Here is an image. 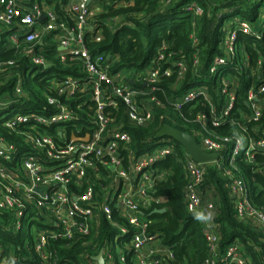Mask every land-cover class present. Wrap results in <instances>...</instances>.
<instances>
[{
	"label": "built area",
	"instance_id": "built-area-1",
	"mask_svg": "<svg viewBox=\"0 0 264 264\" xmlns=\"http://www.w3.org/2000/svg\"><path fill=\"white\" fill-rule=\"evenodd\" d=\"M57 1L33 0L27 4L25 0H0V34L12 31L4 47L26 58L30 68L49 72L43 75L48 79L42 83L46 101L43 108L14 106L9 98L0 96V128L18 136L28 150L21 154L16 144L0 134V212L7 214L5 219L0 217V230L8 238L23 230L30 234L19 249L21 257L14 247L7 248L0 240V264H10L13 258L16 264H60V249L76 246L86 250L79 253L78 260L68 257L63 264H99L96 260L99 254L103 264H169L174 254L150 232L151 222L145 213L156 201L152 195L156 180L153 166L172 154L175 145L162 140L151 153L134 156L132 135L123 130V124H117L115 114L121 102L126 106L129 124L150 125L156 109L163 106L153 93L157 83L172 76L173 67L178 69L179 80L185 78L188 64L173 61L159 65L166 59L167 47L163 46L143 73H135L132 78L123 71L115 73L116 61L103 52L94 53L88 46L89 38L102 40L95 27L96 14L91 10L98 0H70L64 13L57 11ZM191 9L198 16L203 13L196 4ZM235 23L238 28L226 30L207 80L196 79L197 85L214 80L220 83L215 92L221 115L215 114L216 103L211 102L206 85L189 89L173 102L180 111L202 94L211 104L215 126L226 121L235 124L229 116L239 99L240 79L246 77L250 82L242 96L248 113L242 117L254 125L240 124L242 135L234 138L231 151L223 152L227 138L216 140L203 127L196 133L200 146L206 152L220 153V159L200 163L187 151L184 154L183 167L188 179L184 189L186 209L190 213L211 211L214 215L210 223H202L208 245L204 264H255L253 253L240 239L234 240L224 252L221 250L220 227L215 220L217 197L205 200L202 191L209 165H216L229 178L239 221L264 236V211L250 201L243 179L231 169L223 168L225 161L233 163L241 157L253 161L257 154L264 156V53L259 54L254 67L252 55L245 53L243 47L246 40L264 38V20L261 29L245 20ZM191 38L197 46L195 33ZM48 40L56 48L55 60H49L45 53L50 45ZM196 61L199 62L198 52ZM75 66L79 74L65 72ZM232 74L235 77L230 78ZM10 76L17 78V102L29 99L16 59L0 61V78L7 81ZM136 81L145 83L147 89L134 87ZM206 120L205 114L197 118L203 125ZM164 176L161 173L158 179ZM98 184L101 185L97 187ZM103 221L117 232L101 238ZM261 241L264 242V237ZM254 251L261 254L264 264L261 246L255 245Z\"/></svg>",
	"mask_w": 264,
	"mask_h": 264
},
{
	"label": "trees",
	"instance_id": "trees-1",
	"mask_svg": "<svg viewBox=\"0 0 264 264\" xmlns=\"http://www.w3.org/2000/svg\"><path fill=\"white\" fill-rule=\"evenodd\" d=\"M31 4L33 0H25ZM70 0H58L56 9L64 13ZM103 10L94 17L95 27L102 37L100 42L93 38L88 39V46L95 52H103L111 60H115L113 71H123L132 78L135 73H143L151 67L155 61L159 49L166 46V59L159 65L166 66L173 61H183L188 64L185 78L178 79V69L173 67L175 72L172 76H166L157 83V90L154 95L159 97L163 106L156 109L153 121L147 127H137L129 124L126 114V106L119 103V111L115 114L117 124H123V130H128L132 135L131 150L136 157L142 154L151 153L160 141L170 140L174 143V152L163 160L154 164L153 175L156 178L152 195L158 202H153L146 211L145 216L151 222L150 232L156 234L164 245L174 254V259L169 264H204L208 257V245L203 235V224L193 218V213L186 209L184 189L187 184V175L183 167L184 148L173 139L166 137L158 138V133L164 125L183 130L190 133L200 142L197 132L203 127L216 140H228L224 142V153L231 151L235 144L234 138L242 135L240 124H248L243 119V114L248 113V108L242 99L245 90L250 82L246 77L240 79V93L236 107L231 111L229 119L235 124L226 121L221 125L213 124V112L211 104L204 95L198 94L189 105L183 106L178 111L174 108L173 102L182 97L186 91L194 87L206 85L210 89L211 102H215V114L221 115V105L217 96L220 83L217 80L212 83L197 85L196 79L207 80L213 60L220 53L219 47L225 36L226 30L230 27L238 28L241 20L247 21L256 29H261L264 20V0H175L167 4V0H98ZM198 5L202 9V15H196L191 9L192 5ZM117 22L113 27L112 23ZM234 29V28H231ZM12 31L0 34V61L16 59L19 61L20 74L24 77V85L28 98L24 102H17L15 96L16 76H10L7 81L0 78V96L9 98L14 106L22 105L25 108H40L45 106L46 101L42 94L47 83L49 72L32 69L26 58L17 55L13 49L4 47L6 37ZM195 33L198 45L195 46L191 35ZM95 34V33H94ZM98 34V33H97ZM89 34L88 36H90ZM96 35V34H95ZM50 45L46 46V54L49 60H55L56 48L48 40ZM245 53L251 54L253 60L251 66L256 65L259 54L264 53V38L260 40H246L243 44ZM198 52L199 62L196 61ZM167 61H169L167 63ZM75 72L77 67L66 69L65 72ZM63 72V71H61ZM31 73V74H30ZM28 74V77L25 76ZM45 79L43 75H45ZM235 77V74L229 76ZM134 87L147 89L145 83H134ZM210 94V93H209ZM200 114H205L207 120L205 125L197 121ZM69 129H72L69 127ZM0 134L14 143L20 153H26L27 145L13 133L0 128ZM22 165V157H20ZM125 164H128L126 159ZM16 165V164H15ZM11 169L13 165L9 166ZM231 169L245 182L250 193L252 204L264 211V156L257 154L253 161L244 157L236 159L233 163L224 162V167ZM236 169V172L234 171ZM163 173V179L158 175ZM94 184V182H93ZM229 178L219 170L216 165H209L208 174L202 185V191L213 189L218 201V214L216 222L219 224L221 233V250H224L234 240L240 239L249 252L253 253L255 264H262L261 254L254 251V246L259 245L264 250L263 234L250 225L239 221L233 200L230 195ZM98 184L97 187H99ZM107 185V183H102ZM156 209H165L163 213L154 212ZM7 214L0 212L1 219ZM118 219V218H117ZM119 220V219H118ZM122 222V220H121ZM101 238L114 235L117 232L108 222L103 221L100 225ZM26 230L21 231L16 237L8 238L0 230V240L8 248L14 247L16 254L21 257L19 249L24 245ZM26 237V238H25ZM249 243L253 244L249 246ZM86 250V247L76 246L72 249H60L59 262L63 264L68 257L78 260L79 253Z\"/></svg>",
	"mask_w": 264,
	"mask_h": 264
},
{
	"label": "water",
	"instance_id": "water-1",
	"mask_svg": "<svg viewBox=\"0 0 264 264\" xmlns=\"http://www.w3.org/2000/svg\"><path fill=\"white\" fill-rule=\"evenodd\" d=\"M157 136L159 139L169 137L178 142L196 162L210 163L220 159V153H210L204 151L193 135L168 124L162 127ZM165 211V209H156L154 212L163 213ZM96 260L99 264H103L102 254H99L96 257Z\"/></svg>",
	"mask_w": 264,
	"mask_h": 264
},
{
	"label": "clouds",
	"instance_id": "clouds-1",
	"mask_svg": "<svg viewBox=\"0 0 264 264\" xmlns=\"http://www.w3.org/2000/svg\"><path fill=\"white\" fill-rule=\"evenodd\" d=\"M193 218L197 222H201V223L207 224V223H210L213 220L214 215H213V213L211 211L200 210V211H194L193 212ZM10 264H16L14 258L11 260Z\"/></svg>",
	"mask_w": 264,
	"mask_h": 264
},
{
	"label": "crops",
	"instance_id": "crops-1",
	"mask_svg": "<svg viewBox=\"0 0 264 264\" xmlns=\"http://www.w3.org/2000/svg\"><path fill=\"white\" fill-rule=\"evenodd\" d=\"M91 8H92L91 10H92L93 12H95V14L100 13V12L103 10V6L101 5V3H100L99 1L94 2V3L92 4ZM112 25H113V27H115V26L117 25V22L112 23ZM204 196H205V195H204Z\"/></svg>",
	"mask_w": 264,
	"mask_h": 264
},
{
	"label": "rangeland",
	"instance_id": "rangeland-1",
	"mask_svg": "<svg viewBox=\"0 0 264 264\" xmlns=\"http://www.w3.org/2000/svg\"><path fill=\"white\" fill-rule=\"evenodd\" d=\"M136 77L137 78H139V76L138 75H136ZM206 194H204L205 196H204V199L205 200H212L213 198H215L216 197V195L214 194V191H213V189H206Z\"/></svg>",
	"mask_w": 264,
	"mask_h": 264
}]
</instances>
